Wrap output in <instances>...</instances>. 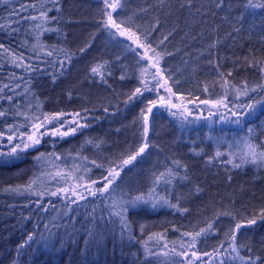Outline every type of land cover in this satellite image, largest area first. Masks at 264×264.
Listing matches in <instances>:
<instances>
[{"label": "trees", "instance_id": "trees-1", "mask_svg": "<svg viewBox=\"0 0 264 264\" xmlns=\"http://www.w3.org/2000/svg\"><path fill=\"white\" fill-rule=\"evenodd\" d=\"M30 2L37 3V7L43 3L51 9L47 14L54 19L46 27L53 30L37 32L29 20L13 23L17 18L10 17L12 9ZM253 2L259 4L264 0ZM180 3L181 0H169L163 11L141 13V8L156 4V0H127L119 17L125 19L137 13V25L151 31L159 16L160 28L154 38L158 41L163 35L172 33L165 43L167 50L174 55L166 56L164 63L181 81L179 90L191 93L184 99V107L190 110L186 121L183 116L169 115V111L175 110L159 104L153 110L148 137L150 146L137 161L124 168L115 194L119 198L121 193L148 192L154 174L165 171L174 160H179L183 166L181 175L186 168L187 179L174 180L171 185L160 183L158 189L159 194L167 195L171 203H176L179 198V207L186 211L142 204L127 214L131 233L122 232L118 217L109 220L107 206L98 198L89 196L86 201L72 205L69 212L63 208L62 200L47 196L43 203L51 201V204L48 212H44L34 203L37 197L7 191L10 187L22 188L30 179L51 168L46 161L36 163L34 157L40 152L62 156L63 159L55 163L65 170L72 167L77 153L81 154V162L83 157L89 161L97 160L104 167L88 164L91 171L87 177L99 181L106 175L109 161L139 146L140 125L133 122L141 109L147 107L148 101L157 97L155 92H144L143 96L125 103L139 85L138 57L134 58L124 47L129 41L117 37L116 41L123 42L117 43L97 32V11L102 7L97 0H58L56 6L50 0H10L6 7L0 5V25H3L0 27V45L17 56L23 55L26 64L37 68L24 72L12 67L10 59L0 49V89H3L0 95L4 96L0 99V111L8 113L0 117V132L23 122V116H17L16 112H26L29 105L37 113L78 111L90 124L63 139L45 136L38 152L30 150L22 162L0 167V264H146L148 260L158 264L155 257L146 256L145 244L152 250H157V244L162 246L164 243H168L169 248L173 244L179 248L181 239H186L181 235L183 232L199 231L214 222L215 234L198 244L201 251H211L235 223L261 215L264 209V165L249 163L233 168L225 161L230 154L244 150L245 139L264 145V106L257 107L245 124L237 126L221 120L220 113L229 116L226 109L217 112L210 105L200 104L199 100L214 101L224 94L218 79L221 72L226 76L232 71V76L226 78L236 86L243 81L249 86L264 83L258 69L247 64L253 59L264 62V8L246 7L247 0H223L221 8L216 7V0H193L191 9L180 10ZM197 9L206 15L202 17ZM31 12L29 8L22 15L28 16ZM37 36L43 48L39 60L34 55ZM214 41L218 43L209 52V45ZM89 44L91 47H86ZM82 48L86 50L81 52ZM52 50H55L52 57L45 54ZM65 53L71 56V62L65 63L63 72L58 63H47L65 60ZM100 63L106 65L102 70L103 80L91 73V68ZM6 84L15 91L5 88ZM16 84L20 87L16 88ZM205 84L209 87L208 93L204 92ZM26 87L30 89L27 94ZM7 96L13 97L11 102ZM176 102L180 103L179 100ZM226 102L231 106L233 96L229 95ZM209 112L215 114L209 116ZM218 151L224 154L216 157ZM210 158L212 163H208ZM100 186L99 183L96 185ZM48 187L55 190L54 184ZM93 209L96 213L95 231L104 235L86 244ZM225 209L231 215L218 217L217 214ZM46 224L53 233L52 244L47 248L40 243V233L45 237L48 235L44 228ZM30 233H36L31 246L17 252ZM154 233L161 234L162 238L149 240ZM237 240L244 246L241 255L259 257L264 262V219L242 227Z\"/></svg>", "mask_w": 264, "mask_h": 264}, {"label": "snow or ice", "instance_id": "snow-or-ice-1", "mask_svg": "<svg viewBox=\"0 0 264 264\" xmlns=\"http://www.w3.org/2000/svg\"><path fill=\"white\" fill-rule=\"evenodd\" d=\"M10 0H0V5L7 6ZM53 6H56L58 0H50ZM169 0H156V4L149 5L140 9L141 13H147L149 10L163 11L168 4ZM98 4H102V7L98 8L97 19L95 28L99 34L105 35L106 38H110L116 41L117 37H123L129 41L124 47L127 51L133 54L136 60V65L139 69V85L135 88L132 94L128 97V101L143 96L144 92H155L157 99H150L145 109H141L139 117L134 120V125L139 124L141 142L134 151H129L127 154H121L115 160L108 162L106 168V175H103L101 180H91L87 177V173L91 169L88 164L93 165L96 168H103L104 164L97 160H88L87 157H83L81 162V154L77 153L74 159V163L71 168L65 170L56 164V161H61L62 156L55 153L45 154L40 152L34 157L37 164L42 161H46L51 164L50 169H46L41 173V176L30 179L29 182L22 188L17 186L16 188H8L10 193L23 195L25 193L37 197L34 203L39 210L48 212V204H44L45 197H56L62 200L63 208L72 210L71 206L78 205L80 201H86L89 196L100 199L102 204H105L108 209L109 220L113 216L118 217L121 223L122 232L128 231L131 233V224L127 219V214L140 205H151L153 208L166 206L176 209V211H186L179 207V198L176 203H171L167 195H160L158 185L163 183L165 185H171L174 180L187 179L186 168H184V175H181L182 165L179 160H174L171 167H166L165 171L159 174H154L152 186L148 192H138L135 195H129L127 193H121L119 198H116L117 189L120 185L117 183L124 168L128 165H132L134 161H137L138 157H141L146 153L150 143L148 140L150 131V116L154 115L153 110L157 108L158 104L161 107H165L169 110L171 116H183L184 120H187V116L190 110L184 107V99L191 93H183L179 90L181 81L174 77L170 72L165 62L166 56L174 55L173 52L167 50L166 41L172 33L163 35L158 41L154 38V34L159 31L160 20L159 16L156 17L155 23L152 25L151 31L143 30L136 23L137 13H133L125 19H120V13L125 7L127 0H97ZM223 6V0H216V7L221 8ZM193 7V0H181L180 10L185 8L191 9ZM246 7H260L264 8V3H254L253 0H247ZM31 8L32 12L28 16H23L22 13L28 11ZM48 9L43 3H28L27 5L21 4L19 8H13L10 17L15 16L17 19L13 23H18L21 20L32 21V28L37 32L50 31L46 27L50 20L54 19L48 16ZM57 11L59 8L57 7ZM203 17L206 13L201 12L200 9L196 10ZM35 13H38L35 14ZM3 27V25H0ZM11 27V24L9 25ZM15 30V29H13ZM36 45H34V55L37 60L40 59V53L43 51L42 46L39 45V37H36ZM117 43H123L122 41H116ZM216 41L209 45L208 51L215 47ZM133 45L135 47H133ZM86 47H91V44ZM0 49H3L4 54L10 59V64L14 68L22 69L24 72L36 71L35 65L26 64L25 57L23 55L17 56L12 53L8 48L0 45ZM86 48H82L80 51L84 52ZM54 51H47L45 54L49 57L54 55ZM63 51V50H61ZM71 62V56L65 53V60L60 61H47L49 64H59V69L63 72L65 63ZM146 62V63H145ZM211 63V61H209ZM249 67L256 68L264 78V62L256 61L255 59L247 61ZM106 68L104 63H100L91 68V73L96 76H101L103 80V71ZM217 70L218 66H217ZM15 75V74H13ZM227 77L232 76V71L226 74ZM224 73H220L218 79L220 80L221 87L224 89V94L216 100L202 99L199 100L200 104L210 105L219 112L220 109H226L229 116H225L224 113H220L221 120L228 123L235 124L237 126L245 124L249 116H252L257 107L264 106V83H257L253 86H249L247 81H243L241 85H233ZM122 79L125 77H121ZM21 80L24 77H20ZM9 91H15L11 85H5ZM16 88L20 87V84L15 85ZM162 90V91H161ZM30 91L29 88H25V93ZM204 92H209L207 84L204 86ZM0 93H3V89H0ZM163 93H167L164 95ZM229 95H232L234 102L229 106ZM4 96L0 95V99ZM7 99L11 102L13 97L7 96ZM194 99H199L195 97ZM179 100L180 103L176 101ZM188 103H193V100H188ZM107 111V109L105 110ZM8 113L0 111V117L6 116ZM215 113L209 112V116ZM17 116H23V122L13 124L7 128L6 132H0V167L14 166L17 163L23 161L25 156L29 154L30 150L39 151L38 146L43 142L45 136H51L52 138L64 137L75 135L80 129L89 127L90 124L86 121L85 116L81 112H57V113H37L36 110L29 105L26 112L17 111ZM68 117V119H65ZM230 117H235L232 120ZM199 119V117H198ZM51 125L52 127H49ZM249 133L252 129H248ZM6 141V143H4ZM55 140L53 139V143ZM91 142V141H89ZM245 147L244 150L238 153L230 154V157L225 163L231 164L233 168H240L245 164H254L257 166L264 165V145H256L245 139L243 141ZM100 147L99 144L96 145ZM224 153L217 152L216 157H220ZM86 162V163H85ZM208 163H212L210 158ZM54 169V171H53ZM231 179V177H229ZM100 187H96L97 184ZM49 184H54L55 190L48 187ZM168 189H165L167 192ZM92 227L88 230V240L86 244L103 237V232L97 233L95 231L97 224L95 223L96 213L95 209L92 211ZM231 213L225 209L217 214V216H229ZM69 219L71 217L69 216ZM235 219V216H233ZM257 219H264V209L261 210L259 217L254 216L252 219L245 222H237L234 227H230L224 234V239L220 240L218 245L211 251H201L198 248V244L204 242L209 235L215 234L214 222H210L206 227H202L199 231L183 232L181 235L186 239H181L179 248L173 244L169 248L168 243H164L162 246L157 244V250L148 248L145 244L146 256H152L157 259L158 264H264L260 261L259 257L253 258L251 255L244 257L241 255V248L244 247L238 243L237 236L239 230L245 225H254L257 223ZM100 220L103 221V215ZM45 231L48 233L47 237L43 233H40V243L45 247H49L52 244L53 233L49 231V225H44ZM143 230V225H141ZM36 233H30L27 241L20 244L17 248V252H20L25 247H30L34 240ZM162 238L161 234L154 233L149 237V240L156 239L157 241ZM71 239V237H69ZM63 243V242H61ZM87 250V249H85ZM251 252V249H248ZM160 257H164L161 260ZM179 259H176V258ZM146 264H152L151 260L146 261Z\"/></svg>", "mask_w": 264, "mask_h": 264}]
</instances>
